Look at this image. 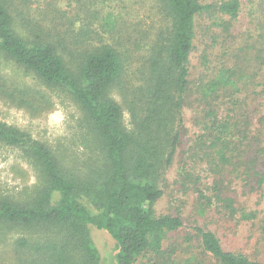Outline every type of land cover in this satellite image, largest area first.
Wrapping results in <instances>:
<instances>
[{
    "label": "trees",
    "instance_id": "obj_1",
    "mask_svg": "<svg viewBox=\"0 0 264 264\" xmlns=\"http://www.w3.org/2000/svg\"><path fill=\"white\" fill-rule=\"evenodd\" d=\"M157 1L168 23L149 42L144 63L130 69L128 53L110 44L79 53V63L69 65L61 49L66 47L63 41L54 42L44 35L46 29L31 26L18 0H0V55L42 83L67 90L102 156L101 163L78 175L66 169L46 143L0 120V141L20 148L40 179L25 202L0 199V225L37 227V236L15 239L16 264H100L91 226L107 231L115 240V264H264L244 252L226 249L217 233L200 225L193 230L203 257L185 255L176 241L166 244L169 233L181 229L184 222L180 216L158 214L156 204L164 195L161 182L181 143L188 97L193 95L202 107L196 154L205 155L213 168L233 167L238 175L241 171L247 177L258 175L262 186L264 114L255 132L248 105L264 101V76L254 72L246 82L252 85L250 96L235 97L243 72L223 64L193 90L189 64L197 17L220 12L228 17L220 22L224 32L229 31L242 1ZM257 10L263 29L257 46L258 70L263 71L264 0L258 1ZM7 80L0 74V95L18 106L40 107L44 99L38 101L33 89ZM125 110L130 126L124 121ZM201 196L202 204L218 209L219 214L257 220L264 237V214L259 217L257 211L237 208L234 197L219 188L212 196L203 191Z\"/></svg>",
    "mask_w": 264,
    "mask_h": 264
},
{
    "label": "rangeland",
    "instance_id": "obj_2",
    "mask_svg": "<svg viewBox=\"0 0 264 264\" xmlns=\"http://www.w3.org/2000/svg\"><path fill=\"white\" fill-rule=\"evenodd\" d=\"M18 1L19 9L31 21V26L46 29L44 35L47 38L66 44L61 49L72 66L81 60L79 53L110 44L128 53V64L134 69L144 63L143 54L149 42L156 39L168 23L157 0ZM205 1L216 4L222 0ZM241 1L239 17L229 31L224 32L220 22L228 17L220 12H206L197 17L189 64L193 90L197 82L215 75V68L223 64L243 72L240 92H236L235 97L250 96L252 85L246 82L254 72L257 71L259 78L264 76V70H258L257 58V46L262 42L260 34L263 32L258 22L262 18L257 10L259 0ZM0 74L8 79V83L11 80L18 85H27L28 90L33 89L38 101L44 99L39 108L32 109L18 106L0 95L1 121L46 143L65 168L78 175L102 162L83 113L67 90L42 83L33 73L1 55ZM115 97L122 102L118 93ZM257 102L248 105L255 132L261 128L259 119L264 114V101ZM201 111L202 107H198L194 96L190 95L183 113L181 143L161 182L164 195L156 204L157 213L180 216L184 222L181 229L169 233L166 244L176 241L185 255L203 257L199 238L193 230L195 225H200L217 233L226 249L244 252L252 259L264 262V237L260 236L257 220L228 217L224 212L219 214L218 209L202 204V191L212 196L219 188L234 197L237 208L257 211L259 217L264 214V183L261 186L257 182L260 176L247 177L243 171L238 175L232 172L233 167L213 168L205 155L196 154ZM129 116L125 110L124 121L128 126ZM39 183L32 160L20 148L0 141V199L25 202ZM36 228L1 224L0 264H16L15 239L37 236ZM90 233L100 253V264H115V240L107 231L94 226L90 227ZM41 234L43 236L44 232Z\"/></svg>",
    "mask_w": 264,
    "mask_h": 264
}]
</instances>
